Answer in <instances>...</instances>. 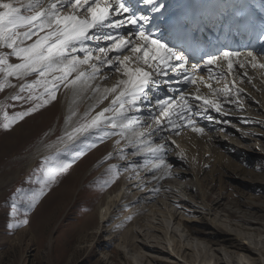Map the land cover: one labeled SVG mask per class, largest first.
<instances>
[{
  "label": "rangeland",
  "instance_id": "1",
  "mask_svg": "<svg viewBox=\"0 0 264 264\" xmlns=\"http://www.w3.org/2000/svg\"><path fill=\"white\" fill-rule=\"evenodd\" d=\"M21 2L27 4L25 0H21ZM43 7H45L44 3ZM61 10L68 11L69 9L62 8ZM23 11L24 14H28L26 10ZM20 31L23 32L25 29L22 28ZM44 34V32L39 33L41 36ZM37 38V36H33L31 40H26L24 46L33 43ZM11 52V49L0 46V53L8 54L9 63L21 62L17 57L11 55ZM73 55L83 59L85 54L73 53ZM94 63L95 59H92L88 65H82L80 70L91 72L90 65ZM96 65L97 67L100 66L99 64ZM257 68H249L248 71L250 74H255L257 82L264 85V75H262L264 68ZM101 74L103 73L98 72L96 78L99 79ZM54 75H59V73ZM75 75L76 73L73 72L69 76V80L74 79ZM4 78V74L0 73V83L3 82ZM117 78L119 76L113 70L106 77L103 76L102 78L101 76L100 79L108 86L118 82ZM7 79L11 86L0 91V105L4 106L0 110V124L3 123V112H7L9 116L25 112L33 108L35 104L42 103L39 99L29 100L28 97L30 95L39 97L44 93L42 85L31 92L27 89L23 92L20 91L22 85L31 84L38 79L36 73L19 79L15 76H10ZM47 79L51 80L52 75H49ZM64 89L66 90L64 84H60L55 100H51L30 115H26L22 120L13 124L11 128L0 127V264H198L202 258L203 262L208 260L211 261L209 264H213L214 259L222 258V256L227 259V264H230V260L226 257V248L222 247L219 236H216L212 231H216L214 227L217 226V223L225 225L229 230H231L230 228L234 229V226L236 227L240 223L227 217L221 208L213 211V214H208V209L203 207L204 205L195 188L190 199L181 191H177L175 183H170L168 190L173 194L171 197L157 195L152 198L154 201H151L152 199L148 198L152 194L144 193L145 199L148 202L151 201L149 206H146L143 201L137 204L130 203L127 209L114 212L107 222L105 220L108 219L110 213L105 215L104 220L98 216L97 204L107 192L115 193L114 196L119 192L121 194L131 193V189L126 188L127 182L132 181V178L127 179L131 170L137 168L139 170L138 177H142V182L146 183L144 178L146 172L141 167H137V164L128 167L125 163L128 158L133 156V151L128 148L129 145L126 141L127 133L124 132V135H120L121 128H113L110 120L103 121L99 130L93 129L82 138L80 137L79 141L38 158L31 167H28L29 157L43 137L47 136V142L55 141L62 135V129L68 116L66 114L73 113L75 110L78 114L83 113L88 104L86 101L73 99L75 92L81 93L80 86H74L67 92H63ZM17 95L23 99H13ZM149 97L151 98L150 95ZM44 98L47 99L46 94ZM62 100H65L66 104L75 103V105L72 107L69 104V109L66 106L64 113ZM148 105L154 108L156 103L151 99ZM94 109L91 108L78 119L71 120L72 126L81 125ZM232 110L231 112L240 114L243 118L232 120L231 125H229L228 131L235 134L228 135L229 133H225V129L222 132L226 134V137L235 138L236 144L230 142V138H226L225 143L228 148L236 149L239 152L228 151L226 146L220 150V153L215 152L212 146L204 142L205 140L202 141V137L199 139L196 135L188 132L186 128L175 131L171 134L172 138L169 139L170 128L165 126L164 129H168V131L161 132L164 139L158 138L156 143L163 141L168 151H164L163 155H159L155 160L166 159V156L172 154L177 155V146H181V148L188 146V156L191 164H193L189 165L188 161L185 160V164L179 163V166L173 167L174 171L179 169L186 172L195 171L196 177L207 183L205 190L211 189L210 182L215 183L216 186L213 187L215 189L210 190L214 194L213 197L221 194L218 188L223 186L225 189L222 195L225 197L223 200L225 205L229 202L230 204L233 202L244 203L252 199L256 203H262L264 207V111L260 109V104L257 102ZM111 114L112 112H108L106 115L110 117ZM113 118L117 119V117ZM117 123L121 122L117 121ZM51 129L53 131L49 133ZM218 130L221 129L218 127ZM107 132L117 134L105 136ZM177 132L180 133L177 134ZM191 136H194L196 140ZM193 139L199 143L190 145L189 142ZM79 152H83L84 155L77 156L76 154ZM106 153H112V155L110 154L111 157L98 163ZM124 153L127 154L125 158ZM220 156H225V158L222 160ZM46 157H58L61 160H66L71 163V167L50 187L35 208H29L28 203L31 194L38 191L42 186L39 181L44 178L43 161ZM208 158L219 159L215 164V170L218 172L215 176L210 172L212 162H208ZM226 159L231 161L229 166ZM221 165H226V167L221 169ZM241 168L243 169L241 170ZM186 180H193L192 176L188 175L184 181ZM151 186L153 184L142 186L143 188L136 187L139 194L134 197V200L138 198L141 192L148 190ZM135 192L131 195H134ZM180 197H185L190 201L187 203L180 202ZM109 206L112 209L114 204ZM137 208H145L146 210V213L139 216V224H118L123 223V220L132 213L131 211ZM253 212L260 214L262 211L253 210ZM186 219L195 220L192 226L203 230L202 234L191 237L182 222ZM25 220L28 221L27 224L23 223ZM151 222L156 226L158 224L160 228L164 226L168 232L163 234L161 228L160 232L155 234L156 237L151 236L150 231L146 230L144 226ZM115 224L118 226L114 227ZM130 229L137 232V235H132ZM174 232L177 237L172 234ZM236 233L231 234L233 237L237 236L244 239L243 233ZM247 236L244 241H248V244L253 247L260 248L257 250L264 254V241H261V237ZM130 237L134 241L138 240L137 243L151 242L150 239H158L159 237L164 242L165 247H161L165 251L159 253L136 249L130 244ZM193 239L199 240V243L195 244L200 248L202 247L201 249L205 252L197 251L196 245H193ZM254 239H256L255 242ZM211 241L216 243L213 244ZM188 246L194 248L193 255L197 259L196 263L191 261L192 252L188 250ZM241 256L245 255L241 254ZM260 256L258 252H255L252 258L249 257L246 260L245 264H257L253 260H261Z\"/></svg>",
  "mask_w": 264,
  "mask_h": 264
},
{
  "label": "bare ground",
  "instance_id": "2",
  "mask_svg": "<svg viewBox=\"0 0 264 264\" xmlns=\"http://www.w3.org/2000/svg\"><path fill=\"white\" fill-rule=\"evenodd\" d=\"M22 1H24V0H22ZM13 2L16 3V0H13ZM29 2H30V0H25V3H29ZM42 2L44 3V6L46 8V7H48V4L51 2V0H42ZM16 6H19V5L16 4ZM126 15H128V14H124V16L114 17V19H124ZM140 28H142L143 30L147 29V27L142 22H140L135 26L126 24L125 27H122L120 29H105V30H103V32L104 33L110 32L113 35H124L125 38L135 40V36L130 35V34H134L137 31V29H140ZM96 34L101 35V36L103 35V33H96ZM111 43H112L111 41H106V40L101 38L100 40H93V39L88 40L86 42V45L92 50V56L95 58L97 56L102 55L97 50L99 47H108V46H110ZM77 53L81 54L83 52H76L75 54H77ZM246 53H248V52H246ZM246 53H243V54H246ZM128 54H130L129 50L125 49L123 51V53L109 52L107 55H108L109 59H113L117 55H128ZM243 54L240 57L235 58L234 67H233L232 71L228 70L227 61H225L223 59H221L220 61L217 62V64H214V65H208L207 63L195 65L193 62L187 61V63L184 65V69H181L179 72H174L171 69H168L167 70L168 71L167 76H154L155 83L152 85L155 88H154V93H153L152 99H154L155 103L159 99H166L168 97H173L174 101H178L180 94L185 93L186 98L188 100V103L191 105V107H190V109L185 110L182 113V115L184 116V119H180L177 116L172 117V119L176 120V122L180 125V127L178 129L173 128L172 125H170L167 122V119H165L163 117L160 118L161 119L160 124L156 123V117H157V114H159V109H158L157 103H156L155 108L149 107L150 105L147 106V104L150 103V99L147 102L143 103L142 105H139V108H140L139 111L133 109L132 111L127 112V116L138 119L141 121V123L139 124V126L135 127L134 129H125L124 130V132L127 133L126 134V136H127L126 141L128 142V145H129L128 148L131 151H133V156L131 158H128L125 161V163H127L128 167L131 165L133 166L134 164H137V167H141V169H143L144 172H146V173H144V174H146V177H144L142 175L146 179L145 180L146 183L142 182V179H141L142 177H138L137 173L139 170L137 168H135L134 170H131L129 175H128L129 177L127 176V179L132 178V181H128L127 185H126V188L131 189V193L130 194L129 193L121 194L119 192L118 194H116V196H114L115 193L107 192L106 195L104 196V198L102 200H100V202L97 204L98 208L97 207L96 208L98 209V214H99L98 216H101V218L104 220L105 215L107 216V214L110 213L108 219L105 220L107 222V221H109L111 216H113L114 212H117V211L123 210V209L124 210L127 209L128 205L130 203H132V204L136 203L137 204L138 202L143 201V203H145L146 206H149L150 202L154 201L152 198H154L157 195L171 197L173 194L170 192V190H168L170 188L169 187L170 183H175V185H176L175 188L177 189V191H181L182 194L184 193L185 196L187 195L188 198L190 197V199L192 197L191 195L194 192L193 189L195 188L197 190L200 198H201L202 204L204 205L203 207L205 209H208V214L209 213L213 214V211L215 212L221 208V210L225 213V215H227V217L234 219L238 223H240V224H237L236 227L234 226V229L230 228L231 230H229L227 227H225V225L223 226L221 223L220 224L217 223V226L215 225L216 227H214V228H216V231H212L216 234V236H219V238H220L219 242L221 243V245H223L222 247L226 248V250H225L226 251V257L230 260L229 263L230 264L231 263L232 264H245L246 260H248L249 257L252 258L253 255L255 254V252H258L261 255L260 256L261 260L258 259V260H253V261H254V263H257V264H264V254L261 253L262 251H258L260 248L258 249L256 247H253L251 244H248V241L247 242L244 241L245 238L247 239V237H248L247 235L252 236V237L254 235L260 236L261 241L262 240L264 241V229H263V227H264V207H263L262 203H256L252 199H249L248 201H245L244 203L233 202V204H230V202H229V204L225 205L223 203V200L225 197L222 195L224 193L223 191L225 189V188H223V186H221V187L219 186V188H218L219 191H221V194L219 193L217 196L215 195V197H213L214 194H212L210 192V190L215 189V188H213L216 186V185H214L215 183L210 182L212 185L211 189L205 190V187H206L205 184H207V183H204L203 179L199 180L198 177H196V175H195V171H193L191 169H190L191 172H186L185 170H182V169L174 171L172 168L176 167L179 163L185 164V160L188 161L189 165L193 164V163L191 164V160L189 159V156H188V154H189L188 146L186 148H181V146L180 147L177 146L178 147L177 155L172 154L170 156L169 155L166 156V159L163 158L161 160H155L159 155H163L164 151H168V149L166 150V146H164L163 141L156 143V140H158V138L160 140H162V138H163L161 132L168 131V129L167 130L163 129L164 126H169L171 128L170 132H172V133L173 132L175 133V131L180 130L183 127H188V132L196 135L197 137H199V139L202 137L203 138L202 141L205 140L204 142H206L210 146H212L214 148L215 152L220 153L221 152L220 150L224 146H226V143H225L226 138L227 139L230 138V136L226 137L225 136L226 134H224V132H222V131L225 129L226 130L225 133L228 132L229 133V134L227 133L228 135L235 134L232 131H228V127H229V125H231L232 120H235V119L238 120V118H243L240 114L238 115V114L231 112V111H233L232 109H237L239 107L246 106V105L248 106V104L250 105L253 102H257L260 104V109H263V111H264V85H260L257 82V78H256L255 74H253V73L249 74L248 73L249 71L247 72V70L249 68H252V67H251L250 63L245 62V56ZM254 54L256 56L257 63H264V56L257 55L256 53H254ZM242 62H245L244 67L239 66L240 63H242ZM173 63L174 64H180L181 61H173ZM94 64L100 65V66H98L99 72H102L104 74V75L101 74L102 78H103V76L106 77V75L108 73H111L113 70H115V67L118 66L115 63V61H114L113 65L110 66L106 63L102 64V63H100V61H98L96 59H95ZM130 66H134V65H130ZM200 68L202 71H199ZM116 73L119 76V78H117L118 81L125 78L122 75V73H120V72H116ZM245 73H246V75H245ZM191 75H194L197 78V81H198L197 84L193 85V84L186 83L184 81L185 76H191ZM262 75H264V74L262 73ZM101 76H99V77L101 78ZM100 78L99 79L95 78L94 80L89 81L86 85H83L80 83L77 84L78 86H80L81 93L79 94V91L75 92L73 99L77 100V101L83 100V101H86L88 103L84 112L78 114L77 110H75L73 113L66 114V116L67 115L68 116H67V121L65 122V125L63 126V129H62V135L60 137H58L55 141H51V142H47V140H46L47 136L43 137L41 142L35 148V151L33 152V154L30 155V157L28 156L29 157L28 167H31L33 165V163L38 158L63 149L65 147L79 141L86 134L85 133V134L79 136V138L81 137L80 139L78 138L75 141H69L67 139L66 133L71 132L74 128H76L75 125L72 126V123H70L71 120H73V119L76 120L80 116H82L83 114L87 113L91 108H95L93 110V112L89 115V117L83 122V123H85L87 121H90L98 113L103 111V109L109 108L112 106L111 101L113 100L115 94H109V95H107V98L105 99L104 98V96L106 95L105 90L112 88L117 82H114L113 84L106 86L105 85L106 83L104 84ZM200 78H203L204 81H206L207 83H210L212 85V88L210 89L209 87H207V83H199ZM77 85H74V86H77ZM74 86L66 87V90L64 89L63 92L64 91L65 92L70 91L71 88ZM179 86H184L183 90H180L178 88ZM226 87L228 89H230V91H228V92L213 91L216 89H224ZM97 88L99 89V91L96 90ZM197 88H199V92H197ZM251 89H254V90L251 91ZM197 95L207 96L210 99L215 100L221 106V110L216 111L215 108H212V107L207 106V105H203L202 100L195 99V96H197ZM87 98H89V99L87 100ZM91 98H92V100H90ZM61 102H62V109H63L64 113H65V107L66 106H68L70 104L73 107V105H75V103L66 104L65 100L64 101L62 100ZM248 108H250V107H248ZM68 109H69V106H68ZM107 113H105V116H107L106 115ZM110 117H117V119H115L116 121H120L121 123L125 122L122 117L118 116L117 114H115L113 112H112ZM209 117H211V119H209ZM162 118H163V120H162ZM189 119H191V121H193V124L188 123ZM263 119H264V117H263ZM240 121H243V120H240ZM239 123H241V122H239ZM218 127L221 130H218ZM194 128L203 129V131L202 132L195 131ZM52 131H53V129H51L49 131V133H51ZM140 133H143V135L141 136ZM168 137L170 139L171 135H169ZM191 138H195V137L191 136ZM195 140H196V138H195ZM195 140L193 139L192 141L189 142V144L191 143L190 145H193L194 143L195 144L199 143V142H195ZM230 142H232L233 144H236L235 138L231 137ZM157 146H162L163 150L156 153L155 155H153L150 151H148L149 148L154 149ZM234 148H237V147H234ZM226 150L239 152L238 150H236V149L233 150V148H228L227 146H226ZM110 154L112 155V153H110ZM110 154H107V153L104 154L100 158L98 163L101 160L106 161V158L111 157ZM222 158H225V156L224 157L222 156L221 159ZM208 159H207L208 162H210V163L212 162L211 163L212 168H211L210 172H212L213 176H215L218 173L215 170V164L219 161V159L218 160L217 159L215 160L214 158L213 159L208 158ZM226 161H227L228 166H229L231 161L228 159H226ZM209 166H211V165H209ZM223 167H226V165H221V169ZM180 168H181V166H180ZM242 169L243 168H241V170ZM217 171H218V169H217ZM238 171H239V169H238ZM188 175H191L193 180L184 181V179ZM83 178H85V177H83ZM192 183H193V185H192ZM148 184H153V186L149 187L148 190H145L147 192H145V191L141 192L140 195L138 196V198L136 200H134V197L137 194H139V192L137 193V191H136V187L141 188L142 186H145ZM134 192H135V194L131 195ZM144 193L152 194L148 198V199H152L150 202H148L145 199ZM164 193H167V194H164ZM131 196H133V197H131ZM180 198H181L179 200L180 202L187 203V201L188 202L190 201L189 199H186L185 197L184 198L180 197ZM110 204H111V206H112V204H114L112 209L109 206ZM191 204L193 205V203H191ZM252 209L256 210V211L257 210L262 211V212H260V214H257L256 212H253ZM104 210H105V212H104ZM131 212L132 213H130L123 220V223H118V224L119 225L120 224L130 225L132 223L133 224L134 223L139 224L140 223L139 222V219H140L139 216L146 213V210H145V208H137L136 210L131 211ZM204 218H205V215H204ZM182 222L185 225L184 227L187 229V231L189 232L191 237L193 235L199 236L200 234H202L203 230L197 228L196 226H192V224L195 222V220L186 219ZM118 224H115L114 227L118 226ZM232 224L235 225L234 223H232ZM151 225H152V227H151ZM144 226L146 227V230L150 231V233L152 234L151 236H155V234L157 232H160L161 228H162L161 232L163 234L164 233L166 234V232H168V230L166 228H164V226L160 228L158 226V224H157V226H158L157 227L152 222L147 224V225H144ZM131 230L132 229H130V231ZM236 232L237 233L238 232L243 233V236H245L244 239L237 237V236L233 237V235L231 233H236ZM131 234L137 235V232L132 230ZM172 234L177 237L175 232ZM205 237H206V235H205ZM158 239H159V237H158ZM158 239L153 238V239H150L151 242L144 241L143 243H137L138 240L134 241L133 239H131V237L129 240H130V244L136 249L150 250V251H156V252L162 253L163 251H165L162 248V247H165L164 242L161 239H159V240ZM178 241H179V238H178ZM193 241H194L193 245L197 242L199 243L198 239H193ZM255 241H256V239H254V242ZM211 243L215 244L216 242L211 241ZM195 245H196L195 248L197 249L198 252H200V253L205 252V250L201 249L202 247L200 248L197 246V244H195ZM193 249L194 248H192L191 246H188V250L192 252V257H190L191 261L196 263L197 259L193 255ZM240 253L245 255V256L242 257ZM220 257H221V255H220ZM202 259L198 262V264H207V263L209 264V263H211V261H208V260L206 262H203ZM214 261L215 262L213 264H227V259H225V257H223V256H222V258L218 257V258L214 259Z\"/></svg>",
  "mask_w": 264,
  "mask_h": 264
},
{
  "label": "snow or ice",
  "instance_id": "3",
  "mask_svg": "<svg viewBox=\"0 0 264 264\" xmlns=\"http://www.w3.org/2000/svg\"><path fill=\"white\" fill-rule=\"evenodd\" d=\"M143 2L153 6V11H159L160 8L164 7L163 4L157 6V0H143ZM17 3L19 6H16ZM62 8L70 10L62 11ZM23 10H26L28 14H24ZM124 14H128L124 19H114V17L124 16ZM141 21L147 24L149 17L135 15L125 0H51L46 8L43 7L42 0H30L26 5L21 0H16V3L13 0H0V46L11 49V55L21 61L16 64L9 63L8 54L0 53V73H3L5 77L0 83V91L11 86L8 77L15 76L19 79L31 73H36L38 79L31 84L22 85L20 91L23 92L27 89L31 92L38 86L44 87V93L41 96L30 95L28 97L29 100L39 99L42 103H37L33 108L13 116L3 112V123L0 124V127L9 129L26 115H30L51 100H55L60 84L69 87L78 83L86 85L89 81L94 80L99 72L96 64L90 65L91 72L80 70L82 65H88L92 59L110 66L115 61L118 65L115 67V71L122 73L125 78L119 80L112 88L105 90V99L107 95L115 94L111 101L112 106L103 109L90 121L66 133L67 139L75 141L79 136L89 133L92 129L99 130L101 123L105 120H110L113 128L120 127V135H124L125 129H134L139 126L141 121L127 116V112L133 109L139 111V105L149 100V85L155 83L154 76H167L168 69L179 72L184 69V65L187 63L186 58L178 54L173 47L154 38L142 28L137 29L134 34H130L135 36V40L125 38L124 35L103 32L105 29H120L126 24L135 26ZM22 28L25 31L21 32L20 29ZM40 32L45 34L41 36L39 35ZM96 33H103V35ZM33 36L38 38L33 43L24 46V42L31 40ZM101 38L112 43L108 47H99L97 50L102 55L94 58L92 50L86 45V42ZM125 49H128L130 54L117 55L113 59L108 58L109 52L123 53ZM76 52H83L84 58L81 59L79 56L73 55ZM241 55L240 52L223 51L219 56H210L206 63L214 65L223 59L227 61L228 70L232 71L235 58ZM243 55L245 62L250 63L251 67L264 68V63H257L253 52ZM173 61H181V63L174 64ZM245 62L240 63L239 66L244 67ZM73 72L76 75L74 79L69 80V76ZM55 73H59V75H54ZM49 75H52L51 80L47 79ZM184 81L193 85L198 83L195 76H185ZM199 83L207 82L200 78ZM207 87L211 89L212 85L207 83ZM96 90L99 91L98 88ZM213 91L228 92L230 89L226 87ZM197 92H199V88H197ZM45 94L47 99L44 98ZM13 99L19 100L23 97L17 95ZM195 99L202 100L203 105L215 108L216 111L221 110V106L207 96L197 95ZM156 103L159 109L156 123L160 124V118L163 117L173 128L177 129L180 125L172 117L177 116L184 119L182 113L191 107L185 93L180 94L178 101L168 97L159 99ZM3 107L0 105V110ZM107 112L117 114L126 122L118 124L113 117L105 116ZM188 123L193 124V121L189 119ZM194 130L203 131L199 128H194ZM116 134L115 132H107L105 136ZM177 134L179 133L177 132ZM140 135L142 136L143 133ZM162 150V146L148 149L153 155ZM76 155L82 156L84 153L79 152ZM43 166L45 169L44 178L39 181L42 186L38 191L31 194L28 203L29 208H35L58 178L68 171L71 163L58 157H46ZM13 207L15 208V205ZM23 223L27 224L28 221L25 220Z\"/></svg>",
  "mask_w": 264,
  "mask_h": 264
}]
</instances>
